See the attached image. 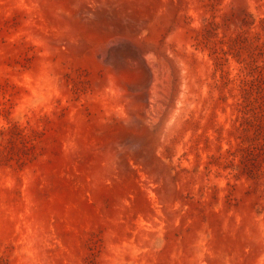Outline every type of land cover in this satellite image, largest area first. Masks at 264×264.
Listing matches in <instances>:
<instances>
[{
  "label": "rangeland",
  "instance_id": "1",
  "mask_svg": "<svg viewBox=\"0 0 264 264\" xmlns=\"http://www.w3.org/2000/svg\"><path fill=\"white\" fill-rule=\"evenodd\" d=\"M0 264H264V0H0Z\"/></svg>",
  "mask_w": 264,
  "mask_h": 264
}]
</instances>
